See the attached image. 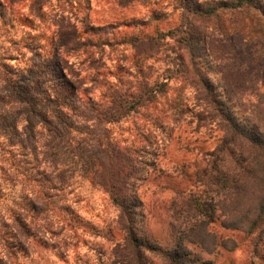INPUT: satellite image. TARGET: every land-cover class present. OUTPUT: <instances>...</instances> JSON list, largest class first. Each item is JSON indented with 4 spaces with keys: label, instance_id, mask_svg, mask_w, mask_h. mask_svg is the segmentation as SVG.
Segmentation results:
<instances>
[{
    "label": "rangeland",
    "instance_id": "obj_1",
    "mask_svg": "<svg viewBox=\"0 0 264 264\" xmlns=\"http://www.w3.org/2000/svg\"><path fill=\"white\" fill-rule=\"evenodd\" d=\"M3 1L13 11L14 25L0 18V54H10L8 63L16 69L42 65L49 90L42 94L32 85L24 95L32 103L36 100L35 106H16L17 114L13 105H6L8 99L0 104L1 137L8 138L6 144L23 155L33 173L40 172L47 192L23 247L14 245L5 254L1 242L8 236L0 237V264H126L119 208L112 197L133 193L141 200L145 233L164 249L186 250L183 264H264V224L250 235L223 226L218 211L207 224L211 236L204 245L187 241L185 249L175 247L185 223L194 221L191 212L187 220L173 219L172 208L181 196L202 195L212 202L223 196L221 191L201 194L202 185L184 176L192 174L195 162L203 165L212 157L222 132L200 115L203 106L194 98L189 77L172 70L178 51L173 40H149L180 26V1L145 0L124 7L117 0H74L70 7L64 0L60 13L71 16L79 37L87 41L67 53V46L55 51L50 7H44L41 19L30 12L31 0ZM209 33V75L233 115L262 118L261 110L251 112L256 103L264 105V55L251 52V59L250 44ZM57 52L67 60L65 77L58 75ZM145 84L157 91L153 109L133 107ZM0 165L6 167V162ZM35 183L23 187L4 179L0 233L9 230L7 208L18 209L21 194ZM247 203L244 198L243 206ZM152 262L167 261L157 255Z\"/></svg>",
    "mask_w": 264,
    "mask_h": 264
},
{
    "label": "trees",
    "instance_id": "obj_2",
    "mask_svg": "<svg viewBox=\"0 0 264 264\" xmlns=\"http://www.w3.org/2000/svg\"><path fill=\"white\" fill-rule=\"evenodd\" d=\"M23 1L25 0H10V4ZM54 1L56 5L53 6L50 0H31L29 10L41 19L46 15L44 7H50L54 12L55 51L62 46L68 47L66 53L82 48L87 41L79 37L80 33L74 20L70 15L60 13L59 8L62 7L64 0ZM117 1L124 7L135 2L143 4L146 2L145 0ZM179 1L180 26L159 32L149 40L155 42L166 38L173 40V48L178 51L172 70L180 73L181 76L186 75L185 79L189 77L188 81L193 88L194 98L203 106L200 115L202 118L208 117L222 132L212 157L204 160L203 165L195 162L192 174L188 176L186 175L188 173H185L184 176L199 182L202 185L200 193H204L205 196L211 192H223V196L216 202H212L210 197L203 200L202 195L190 194L188 197L182 195L183 192L178 193L182 196L172 208L173 219L187 220L188 212L192 213V219H194L189 225L185 223L184 230L175 240V247L183 250L184 242L187 241L204 245L211 236L207 224L214 219L213 215L217 211V216L222 217L223 226L244 230L250 235L256 232L259 225L264 224V105L262 106L261 101L256 103L251 112L257 113V109L261 110L262 118L255 117L253 114H247L241 119L236 118L227 100L223 98L209 75L211 59L207 51V32L209 31L210 36L232 35V39L236 41L241 39L245 44H250L248 55L251 59L253 54L254 56L264 55V0ZM67 2L71 7L75 1L67 0ZM5 6V2L0 0V18L3 24L9 23L12 26L14 25L11 21L13 11L11 8L6 9ZM58 13L61 15L58 16ZM5 15L10 19L6 20ZM228 30L231 34L227 32ZM138 40L139 38L135 37L133 42ZM35 54L39 56L38 52ZM56 54L58 75L65 77L63 69L67 60L59 52ZM11 58L10 54L3 52L0 54V104H3L4 99H8L6 104L8 107L13 105L15 108L18 106L20 110H26L27 106L36 103L34 102L36 100L32 103L24 95L31 91V86L35 85L39 92L44 94L49 90V84L47 85L46 80H43L45 74L42 65L16 69L8 63ZM165 86L166 82L160 84L159 91H163ZM156 92L145 84L136 100H133L135 103L133 107L153 109ZM263 97L264 92L261 94V98ZM17 113L19 111L16 108L15 114ZM2 124L4 119L0 114V157L2 158L0 162H6V167L0 165L1 173L6 179L23 183V187L28 186L32 181L36 182L35 188L21 194L18 209L7 208L9 212L7 217L10 219L5 227L9 226V230L5 229L3 233H0V237L8 236L5 240L1 239L5 254H8L14 251L12 248L14 245L23 247L24 243L28 242L31 229L35 227L32 224L34 213H41L44 209L42 206L45 205L44 197L47 192L40 184V177L38 178L40 172L33 173L21 157L23 155L20 156L14 151L9 143L6 144L8 138L1 137L5 136L1 133ZM3 181H0V193L3 191ZM244 198L248 203L243 206ZM112 201L119 208L118 222L121 226L120 231L123 233L122 248L127 252L126 264H152V257L157 255H161L164 261H167L163 264L186 262L188 258L186 250L179 252L176 249L172 251L170 248L164 249L151 233H145L143 222L141 223L143 214L139 210L141 200L137 193L129 194V196L114 195Z\"/></svg>",
    "mask_w": 264,
    "mask_h": 264
}]
</instances>
